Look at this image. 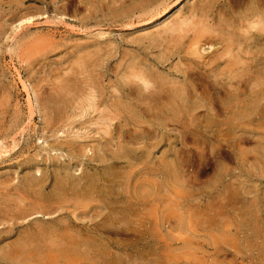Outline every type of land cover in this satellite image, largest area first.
I'll list each match as a JSON object with an SVG mask.
<instances>
[{
    "label": "rangeland",
    "instance_id": "374dc122",
    "mask_svg": "<svg viewBox=\"0 0 264 264\" xmlns=\"http://www.w3.org/2000/svg\"><path fill=\"white\" fill-rule=\"evenodd\" d=\"M263 10L264 0H0V264H264ZM174 20L182 35L167 30Z\"/></svg>",
    "mask_w": 264,
    "mask_h": 264
},
{
    "label": "bare ground",
    "instance_id": "6f19581e",
    "mask_svg": "<svg viewBox=\"0 0 264 264\" xmlns=\"http://www.w3.org/2000/svg\"><path fill=\"white\" fill-rule=\"evenodd\" d=\"M244 5H245V4H244ZM244 5H243V7H244ZM259 5H260V4H259ZM261 5H262V4H261ZM205 6H206V5H205ZM205 6H204V8H206ZM255 6H256V4H255ZM253 7H254V6H253ZM259 7H260V6H259ZM231 9H232V8H231ZM259 9H260V8H259ZM259 9H258V10H259ZM254 10H255V9H254ZM192 11H193V9H192ZM192 11H191V12H192ZM248 11H249V10H248ZM252 11H253V9H252ZM259 11H260V10H259ZM263 11H264V10H263ZM191 12H190V13H191ZM249 12H251V11H249ZM254 12H255V11H254ZM260 12H261V11H260ZM205 13H206V12H205ZM232 13H233V12H232ZM245 13L247 14V12H245ZM257 13H258V12H257ZM261 13H262V12H261ZM199 14H200V12H199ZM206 14H207V13H206ZM206 14H205V15H206ZM218 14H219V13H218ZM197 15H198V14H197ZM249 15H250V14H249ZM257 15H259V14H256L255 16H257ZM206 16H207V15H206ZM208 16H209V15H208ZM223 16H224V15H223ZM223 16H222V18H224ZM191 17H192V16H191ZM195 17H196V15H195ZM225 17H226V16H225ZM241 17H242V16H241ZM177 18H178V17H177ZM200 18H202V17H199V19H200ZM250 18H251V17H250ZM179 19H180V18H179ZM224 19H225V18H224ZM226 19H228V18H226ZM231 19H232V18H231ZM260 19H261V17H260ZM201 20H202V19H201ZM203 20H204V19H203ZM213 20H214V19H213ZM174 21H175V20H174ZM243 21H245V20H243ZM248 21H249V20H248ZM250 21H251V20H250ZM259 21H260V20H259ZM24 22H25V21H24ZM24 22H23V23H24ZM204 22H205V21H204ZM222 22L224 23V21H222ZM232 22H233V20H232ZM232 22H231V23H232ZM214 23H215V22H214ZM226 23H227V22H226ZM229 23H230V22H229ZM169 24H170V22H169ZM182 24H183L182 21H180V23H177L176 21H175V22H172V23L169 25V27H168L167 30H170V31H172V32H175V34H178V33H176V31H177V30H180V27L182 26ZM185 24H187V23H185ZM190 24H191V23H190ZM195 24H196V23H195ZM217 24H218V23H217ZM233 24H234V23H233ZM244 24H245V23H244ZM252 24H253V23H252ZM257 24H258V23H257ZM261 24H262V23H261ZM196 25H198V24H196ZM215 25H216V24H215ZM219 25H220V24H219ZM246 25H247V24H246ZM259 25H260V24H259ZM186 26H188V25H186ZM200 26H201V25H200ZM238 26H239V25H238ZM238 26H237V27H238ZM262 26H264V24H263ZM188 27H189V26H188ZM188 27H187V30H188ZM197 27H198V26H197ZM210 27H211V26H210ZM216 27H217V26H216ZM216 27H215V28H216ZM228 27H230V26H228ZM249 27H250V23H249ZM252 27H254V26L252 25ZM256 27H257V26H256ZM163 28L165 29V27H163ZM163 28H162V29H163ZM199 28H200V27H199ZM199 28L197 29L198 31H199ZM240 28H241V27H239L238 30H239ZM250 28H251V27H250ZM189 29H190V27H189ZM203 29H206V30H207V28H204V27H203ZM229 29H230V28H229ZM235 29H236V28H235ZM255 29H256V28H255ZM261 29H262V28H260V31H261ZM263 29H264V28H263ZM187 30H186V31H187ZM190 30H191V29H190ZM194 30H195V29H194ZM197 30H196V32H198ZM206 30H204L205 33H204V31L202 30L204 34H207V33H208ZM210 30H211V29H210ZM212 30H213V29H212ZM217 30H219V29H217ZM217 30H216V31H217ZM220 30H222V29H220ZM238 30H237V33L240 32V31H238ZM244 30H245V29H244ZM225 31H226V30H225ZM225 31H224V32H225ZM234 31H235V30H234ZM242 31H243V30H242ZM245 31H246V30H245ZM257 31H258V29H257ZM166 32H167V31H166ZM187 32H188V31H187ZM196 32H195V34H197ZM211 32H213V31H211ZM220 32H221V31H220ZM231 32H233V30H232ZM261 32H262V31H261ZM261 32H258V33H261ZM185 33H186V32H185ZM199 33H202V32H199ZM227 33H228V32H227ZM229 33H230V32H229ZM233 33H235V32H233ZM244 33H245V34H243V35H246V32H244ZM161 34H162V33H161ZM164 34H165V33H164ZM170 34H172V33L170 32ZM170 34H169V35H170ZM179 34H180V33H179ZM179 34H178V35H179ZM214 34H215V33H214ZM217 34H218V33H217ZM235 34H236V33H235ZM256 34H257V32H256ZM263 34H264V33H263ZM165 35H168V34H165ZM180 35H182V34H180ZM200 35H201V34H200ZM218 35H220V33H219ZM218 35H217V36H218ZM230 35H231V34H230ZM173 36H174V33H173ZM175 36H176V35H175ZM202 36H203V35H202ZM214 36H215V35H214ZM246 36H247V35H246ZM262 36H263V35H262ZM158 37H159V35H158ZM171 37H172V36H171ZM181 37H183V36H181ZM200 37H201V36H200ZM208 37H209V36H208ZM225 37H226V36H225ZM242 37H243V36H242ZM175 38H176V37H175ZM194 38H196V37H194ZM198 38H199V36L197 35V39H198ZM201 38H202V37H201ZM203 38H206V37H203ZM210 38H211V37H210ZM212 38H213V37H212ZM221 38H222V37H221ZM221 38H220V39H221ZM230 38H232V37H230ZM169 39L171 40L170 37H169ZM176 39H177V38H176ZM183 39H184V38H183ZM183 39H182V40H183ZM197 39H196V41H197ZM206 39H208V38H206ZM226 39H228V37H227ZM245 39H246V38H245ZM249 39H251V38H249ZM173 40L175 41V39H173ZM179 40H180V42H181V39H179ZM179 40H178V42H179ZM192 40H193V39H192ZM194 40H195V39H194ZM203 40H204V39H203ZM203 40H202V41H203ZM228 40H229V39H228ZM247 40H248V39H247ZM165 41H166V40H165ZM198 41H201V40H198ZM198 41H197L196 43H198ZM209 41H210V40H209ZM211 41H212V40H211ZM215 41H216V40H215ZM230 41H231V40H230ZM244 41H245V40H244ZM203 42H204V41H203ZM213 42H214V41H213ZM217 42H218V41H217ZM242 42H243V41H242ZM191 43H192V42H190V44H191ZM205 43H207V40H206ZM209 43H211V42H209ZM221 43H222V42H221ZM227 43H228V42H227ZM231 43H233V42H231ZM182 44H183V43H182ZM198 44H199V43H198ZM178 45H179V44H178ZM205 45H206V44H205ZM205 45H204V46H205ZM224 45H226V44L224 43ZM229 45H230V44H229ZM241 45H242V44H241ZM174 46H175V45H174ZM193 46H194V45H193ZM225 48H226V46H225ZM238 48H239V47H238ZM232 49H233V48H232ZM193 50H194V49H193ZM235 50H236V49H235ZM237 50H238V49H237ZM191 51H192V49H191ZM95 52H96V51H95ZM199 52H200V50H199ZM236 52H237V51H236ZM80 53H81V52H80ZM84 53H86V52H84ZM87 53H88V52H87ZM87 53H86V55H87ZM89 53L92 54L91 52H89ZM93 53H94V52H93ZM191 53H192V52H191ZM240 53H241V52H240ZM246 53H247V51H246ZM246 53H245V54H246ZM257 53H258V52H257ZM81 54H82V53H81ZM224 54H226V53H224ZM238 54H239V53H238ZM247 54H248V53H247ZM82 55H83V54H82ZM82 55H80V59L82 58V57H81ZM88 55H89V54H88ZM88 55H87V56H88ZM229 55L233 56L232 53L229 54ZM239 55H240V54H239ZM239 55H238V56H239ZM249 55H250V54H249ZM77 56H78V55H77ZM84 56H85V55H84ZM87 56H85V57H87ZM217 56H218V54H217ZM236 56H237V55H236ZM246 56H247V55H246ZM88 57H90V55H89ZM92 57H93V56H92ZM75 58H76V57H75ZM75 58L73 59L72 62H75V61H74ZM78 58H79V57H78ZM188 58H189V57H188ZM225 58H226V57H225ZM231 58H232V57H231ZM238 58H239V57H238ZM87 59H88V58H87ZM91 59L94 61V58H91ZM214 59H215V58H214ZM229 59H230V58H229ZM233 59H235V57H234ZM239 59H240V58H239ZM81 60H83V58H82ZM215 60H216V59H215ZM79 61H80V60H79ZM85 61H86V63H85ZM87 61H88V60H85V59H84V61H82V63L84 62L85 64H88ZM89 61H90V58H89ZM97 61H98V60H97ZM225 61H226V60H225ZM228 61H229V60H228ZM234 61H235V60H234ZM246 61H247V60H246ZM241 62H242V60H241ZM76 63H77V62H76ZM91 63H92V61H91ZM215 63H216V62H215ZM215 63H213V64H215ZM219 63H220V62L218 61L217 64H219ZM239 63H240V62H239ZM239 63H238V64H239ZM72 64H73V63H72ZM96 64H97V63H96ZM135 64H137V63L135 62ZM200 64H201V63H200ZM213 64H212V65H213ZM240 64H241V63H240ZM73 65H74V64H73ZM73 65H72V67H73ZM75 65H78V64H75ZM90 65H91V64H90ZM194 65H195V64H194ZM86 66H87V65H86ZM137 66H139V65H137ZM191 66H192V65H191ZM191 66L189 65V67H191ZM195 66H196V65H195ZM203 66H204V65H203ZM210 66H211V64H210ZM245 66H246V65H245ZM75 67H78V66H75ZM80 67L83 68L82 66H80ZM91 67H92V66H91ZM94 67H96V65H94ZM192 67L195 68L194 66H192ZM196 67H197V66H196ZM198 67H199V66H198ZM216 67H217V69H218V66H216ZM225 67H226V66H225ZM225 67H224V68H225ZM228 67H230V66H228ZM237 67H238V66H237ZM239 67H240V66H239ZM262 67H263V66H262ZM78 68H79V67H78ZM78 68H77V70H78ZM193 68H192V69H193ZM211 68H213V67H211ZM214 68H215V67H214ZM214 68H213V69H214ZM219 68H220V67H219ZM224 68H222V69H224ZM242 68H243V67H242ZM192 69H191V70H192ZM197 69H198V68H197ZM197 69H196V70H197ZM213 69H212V70H213ZM235 69H236V68H235ZM240 69H241V68H240ZM263 69H264V68H263ZM79 70H80V68H79ZM81 70H84V69H81ZM89 70H92V69H90V67H89ZM145 70H146V69H145ZM186 70H187V68H186ZM189 70H190V68H189ZM194 70H195V69H194ZM198 70H199V69H198ZM212 70H210V71H212ZM238 70H239V69H238ZM257 70H258V69H257ZM261 70H262V69H261ZM84 71H85V70H84ZM84 71H83V72H84ZM86 71H87V70H86ZM141 71H142V70H141ZM146 71H147V70H146ZM199 71H200V70H199ZM206 71H208V70H206ZM210 71H209V72H210ZM215 71H216V70H215ZM218 71H219V70H218ZM226 71H227V70H225V72H226ZM245 71H246V70H245ZM130 72H131V71H130ZM137 72H138V74L140 73V71H137ZM148 72H149V71H148ZM196 72H197V71H196ZM201 72H202V71H201ZM73 73H74V72H73ZM79 73H80V75H81V72H79ZM88 73H89V72H88ZM143 73H144V71H143ZM143 73H142V74H143ZM150 73H151V72H150ZM152 73H153V72H152ZM152 73H151V74H152ZM188 73H189V71H188ZM194 73H195V72H194ZM215 73H216V72H215ZM215 73H213V74H215ZM221 73H222V72H221ZM241 73H243V72H241ZM253 73H254V72H253ZM71 74H72V72H71ZM90 74H92V71L90 72ZM131 74H132V73H131ZM138 74L135 75V77H137V80H139V79H138ZM148 74H149V73H148ZM189 74H190V73H189ZM197 74H198V73H197ZM204 74H206V73L204 72ZM208 74H209V73H208ZM228 74H230L229 71H228ZM243 74H244V73H243ZM82 75H83V74H82ZM85 75H86V74H85ZM153 75H154V74H153ZM153 75H151V76H153ZM157 75H158V74H156V76H157ZM185 75H186V74H185ZM185 75H184V76H185ZM187 75H188V74H187ZM209 75H210V74H209ZM222 75H223V74H222ZM233 75H234V74H233ZM235 75H236V74H235ZM132 76H133V75H132ZM151 76H150L149 78H152ZM156 76H155V77H156ZM188 76H189V75H188ZM195 76H196V75H195ZM199 76H200V75H199ZM212 76H213V75H212ZM220 76H221V75H220ZM226 76H228L227 73H226ZM226 76H225V78H227ZM88 77H89V79H90L89 74H88V76H87V79H88ZM129 77H130V76H129ZM140 77H141V75H140ZM160 77H161L160 81H163L164 79H162V76H160ZM160 77L158 76V78H160ZM186 77H187V76H186ZM189 77H190V76H189ZM193 77H194V76H193ZM201 77H202V76H201ZM215 77H216V76H215ZM237 77H238V76H237ZM257 77H258V76H257ZM93 78H96V77L93 76ZM93 78H91L92 80H91V79H90V80H91V81H95V80L97 79V78H96V79L93 80ZM143 78H144V77H143ZM163 78H164V77H163ZM197 78H198V77H197ZM210 78H211V77H210ZM225 78L222 79V80H225ZM228 78H230V77H228ZM235 78H236V77H235ZM64 79H65V78H64ZM125 79H126V78H125ZM152 79H153V78H152ZM154 79H155V78H154ZM185 79H186V78H185ZM206 79H208V78H206ZM212 79H213V78H212ZM214 79H215V78H214ZM230 79H231V78H230ZM70 80H71V78H70ZM70 80H69V81H70ZM144 80H145V79H144ZM156 80H157V78H156ZM156 80H155V82H156ZM187 80H188V79H187ZM187 80H186V81H187ZM218 80H220V79H219V76H218ZM226 80H227V79H226ZM233 80H234V79H233ZM248 80H249V79H248ZM62 81H63V80H62ZM91 81L86 82V78H85V82L88 83L89 85H90V82H91ZM186 81H185V83H186ZM198 81H199V80H198ZM215 81H216V80H215ZM95 82L97 83V81H95ZM148 82H149V81H148ZM164 82H165V81H164ZM164 82H162V83L164 84ZM166 82H167V81H166ZM166 82H165V83H166ZM171 82H172V81H171ZM189 82H190V81H189ZM226 82H227V81H226ZM228 82H231V81L228 80ZM236 82H237V81H236ZM236 82H235V83H236ZM239 82H240V81H239ZM68 83H69V82H68ZM92 83H94V82H92ZM92 83H91V84H92ZM136 83H137V82H136ZM153 83H154V82H153ZM182 83H183V82H182ZM182 83H180V84H182ZM185 83H184V84H185ZM218 83H219V82H218ZM218 83L215 84V82H214L215 86L218 85ZM220 83H221V82H220ZM220 83H219V85H220ZM223 83H224V82H223ZM233 83H234V82H233ZM235 83H234V84H235ZM242 83H243V82H242ZM260 83H261V82H260ZM65 84H66V83H65ZM74 84H75V83H74ZM174 84H175V83H174ZM174 84H173V82H172V85H174ZM177 84H179V83H176V84H175V87L177 86ZM214 84H213V87H215ZM254 84H255V83H254ZM60 85H62V84H60ZM60 85H59V88L62 87V86H60ZM66 85H67V84H66ZM89 85H87V86H89ZM95 85H97V84H95ZM127 85H128V84H127ZM127 85H126V86H127ZM160 85H161V84H160ZM182 85H183V84H182ZM187 85H188V84H187ZM221 85H222V84H221ZM226 85H228V84H226ZM232 85H233V84H232ZM238 85H239V84H238ZM243 85H244V84H243ZM249 85H250V84H249ZM251 85H252V84H251ZM85 86H86V85H85ZM153 86H155V85H153ZM162 86H164V85H162ZM166 86H168V83H166ZM223 86H224V85H223ZM235 86H236V85H235ZM239 86H240V85H239ZM245 86H246V85H245ZM254 86H255V85H254ZM68 87H69V86H68ZM74 87H75V86H74ZM76 87H77V86H76ZM90 87H91V85H90ZM96 87H97V86H96ZM144 87H146V86H144ZM164 87H165V86H164ZM182 87H183V86H182ZM182 87H179V86L176 87V88H177V91H178V92L180 91V94H181V92L183 93V91H185V89H183ZM190 87H191V86H190ZM213 87L211 86V88H213ZM216 87H217V86H216ZM228 87H230V86H228ZM250 87H251V86H250ZM252 87H253V86H252ZM261 87H262V86H261ZM80 88H81V87H80ZM80 88H79V89H80ZM88 88H89V87H88ZM92 88L94 89L93 86H92ZM130 88H131V87H130ZM161 88H162V87H161ZM166 88H167V87H166ZM179 88H182L183 91H182L181 89H179ZM194 88H195V85H194ZM208 88H209V85H208ZM211 88H210V91H211ZM217 88H218V87H217ZM217 88H216V89H217ZM233 88H234V86H233ZM242 88H243V87H242ZM69 89H70V88H69ZM69 89L67 88L66 92L73 91L72 88H71L70 91H68ZM83 89L86 90L85 88H82V90H80V91H82L81 93L85 92V91H83ZM156 89H157V87H156ZM174 89H175V88H174ZM188 89H190V88H188ZM192 89H193V88H192ZM221 89H222V88H221ZM221 89H220V90H221ZM228 89H229V88H228ZM228 89H227V90H228ZM230 89H231V88H230ZM230 89H229V90H230ZM249 89H250V88H249ZM255 89H256V88H255ZM259 89H260V88H259ZM62 90H64L63 87H62ZM62 90H61V91H62ZM76 90H77V89H76ZM89 90H90V89H89ZM95 90H96V92H97V89H95ZM95 90H94V92H95ZM166 90H167V89H166ZM168 90H169V88H168ZM175 90H176V89H175ZM175 90H174V91H175ZM227 90H226V91H227ZM231 90H232V89H231ZM236 90H238V89H236ZM263 90H264V89H263ZM55 91H56V89H55ZM58 91H59V90H58ZM74 91H75V90H74ZM91 91H92V90H91ZM130 91H132V90H130ZM136 91H137V90H136ZM177 91H175V93L178 94ZM193 91H194V90H193ZM213 91H214V90H213ZM216 91H217V90H216ZM232 91H233V90H232ZM234 91H235V88H234ZM241 91H242V90H241ZM244 91H245V90H244ZM244 91H243V92H244ZM63 92H64V91H63ZM76 92H78V93L80 94V92H79L78 90H77ZM86 92H87V91H86ZM133 92H134V91H133ZM147 92H148V91H147ZM161 92H162V91H161ZM170 92H171V90H170ZM170 92H169V93H170ZM186 92H187V91H186ZM220 92L222 93V91H220ZM230 92H231V91H229V93H228L226 96L230 95ZM235 92H236V91H235ZM237 92H238V91H237ZM245 92H246V91H245ZM261 92H262V91H261ZM52 93H54V92H52ZM59 93H60V92H59ZM59 93H58V94H59ZM74 93H75V92H74ZM135 93H137V92H135ZM167 93H168V91H167ZM184 93H185V92H184ZM189 93H190V92H189ZM189 93L187 94V96L189 95ZM194 93H195V92H194ZM215 93H216V92H215ZM221 93H220V94H221ZM226 93H227V92H226ZM233 93H234V92H233ZM256 93H257V92H256ZM58 94H55V95H58ZM61 94H62V93H61ZM61 94H60L59 97L62 96ZM64 94H65V93H64ZM72 94H73V92H72ZM72 94H71V95H72ZM85 94H86V93H85ZM95 94H96V93H95ZM95 94H94V96H95ZM148 94H149V93H148ZM163 94H164V93H163ZM163 94H162V95H163ZM177 94H176V95H177ZM222 94H223V93H222ZM243 94H244V93H242V95H243ZM246 94H247V92H246ZM246 94H245V95H246ZM249 94H250V93H249ZM249 94H248V95H249ZM260 94H261V93L258 92V95H260ZM43 95H44V98H45V94H43ZM51 95H52V94H51ZM53 95H54V94H53ZM66 95H67V93H66ZM74 95H76V93H75ZM89 95H92V94L89 93ZM153 95H154V94H153ZM171 95H172V92H171L170 96H171ZM173 95H175V94H173ZM173 95H172V96H173ZM178 95H179V94H178ZM181 95H183V94H181ZM206 95H207V94H206ZM209 95H210V94H209ZM209 95H208V96H209ZM231 95H232V94H231ZM233 95H234V94H233ZM248 95H247V96H248ZM67 96H69V95H67ZM77 96H78V95H77ZM79 96H80V95H79ZM81 96H82V95H81ZM86 96H88V94H87ZM154 96H155V95H154ZM159 96H160V95H159ZM168 96H169V95H168ZM189 96H190V95H189ZM189 96H188V97H189ZM235 96H236V95H234V97H235ZM252 96H253V95H252ZM52 97H53V96H52ZM52 97L50 96L51 99H49V98H48V99H49L50 101H51V100H55L54 98L52 99ZM55 97H56V96H55ZM57 97H58V96H57ZM59 97H58L57 99H59ZM65 97H66V96H65ZM72 97H73V96H72ZM95 97H96V96H95ZM95 97H93L94 99L92 98L93 100L91 99V97H90V99H91L92 101H94V100H95ZM148 97H149V96H148ZM190 97H192V95H191ZM209 97H210V96H209ZM209 97H208V98H209ZM68 98H69V97H67V99H68ZM75 98H77V97H75ZM75 98H74V99H75ZM86 98H87V97H86ZM157 98H158V97H157ZM160 98H162V97H160ZM170 98H171V97H170ZM176 98H177V97H176ZM184 98H185V97H184ZM217 98H218V97H217ZM230 98H231V96H230ZM242 98H243V97H242ZM245 98H246V97H245ZM248 98H249V97H248ZM250 98H251V97H250ZM250 98H249V99H250ZM253 98H254V96H253ZM255 98H256V97H255ZM260 98H261V95H260ZM260 98H259V99H260ZM46 99H47V98H46ZM60 99H61V98H60ZM77 99H78V98H77ZM80 99H81V98H80ZM144 99H145V98H144ZM147 99H148V98H147ZM147 99H146V100H147ZM152 99H153V98H152ZM163 99H164V98H163ZM172 99H173V97H172ZM226 99H228V98H226ZM257 99H258V98H257ZM262 99H263V97H262ZM42 100H43V99H42ZM65 100H66V99H65ZM70 100L72 101L71 98H70ZM84 100H85V98H84ZM149 100H150V99H149ZM179 100H180V99H179ZM198 100H199V99H198ZM209 100H210V99H209ZM220 100H221V99H220ZM231 100H232V99H231ZM235 100H236V97H235ZM238 100H239V99H238ZM240 100H241V99H240ZM250 100L252 101V99H250ZM250 100H248V103H249ZM47 101H48V100H47ZM55 101H56V100H55ZM55 101H54V102H55ZM59 101H60V100H59ZM75 101H76V100H75ZM75 101H74V102H75ZM81 101H82V100H81ZM85 101H86V100H85ZM117 101H118V100H117ZM133 101H134V100H133ZM162 101H163V100H162ZM165 101H166V100H165ZM174 101H175V100H174ZM181 101H182V98H181ZM228 101H229V100H228ZM241 101H242V100H241ZM64 102H65V103H64ZM64 102L62 103V102L60 101L59 103L68 105V104L66 103V101H64ZM78 102H79V101H78ZM147 102H149V101H147ZM151 102H152V101H151ZM151 102H150V103H151ZM168 102H169V101H167V103H168ZM244 102H245V101H244ZM260 102H262V100H260ZM56 103L58 104L57 101H56ZM56 103H55V104H56ZM68 103H69V102H68ZM70 103H71V102H70ZM87 103H89L88 100H87ZM90 103H91V102H90ZM153 103H154V102H152V104H153ZM163 103H164V102H163ZM179 103H180V102H179ZM211 103H212V101H211ZM221 103H222V102H221ZM223 103H224V101H223ZM236 103H237V102H236ZM250 103H251V102H250ZM28 104H29V103H28ZM61 104H58V105H61ZM76 104H77V103H76ZM76 104H75V105H76ZM94 104H95V103H94ZM94 104H93V105H94ZM140 104H141V103H140ZM158 104H159V103H158ZM160 104H161V103H160ZM168 104H169V103H168ZM175 104H176V103H175ZM175 104H174V105H175ZM193 104H194V103H193ZM233 104H234V103H233ZM239 104H240V103H239ZM66 105H65V106H66ZM77 105L79 106L80 103H78ZM77 105H76V106H77ZM87 105H88V104H87ZM89 105H90V104H89ZM150 105H151V104H150ZM255 105H257V104H255ZM255 105H253L254 108H255ZM260 105L263 106L264 104H263V105L260 104ZM71 106H72V105H71ZM78 106H77V107H78ZM91 106H92V105H91ZM154 106H155V105H154ZM168 106H171V105H168ZM181 106H182V105H181ZM198 106H200V105H198ZM202 106H203V105H202ZM224 106H225V104H224ZM226 106H228V104H227ZM240 106H241V104H240ZM248 106H249V105H248ZM248 106H247V107H248ZM261 106H260V108H261ZM66 107H67V106H66ZM68 107H69V105H68ZM79 107H80V109L83 108L82 106H79ZM140 107H141V105H140ZM162 107H163V106H162ZM162 107H160V108L163 109L164 107H163V108H162ZM195 107H196V106H195ZM228 107L230 108V106H228ZM228 107H227V108H228ZM250 107H251V106H250ZM250 107H248V108H250ZM61 108H64V107L61 105ZM71 108H72V107H71ZM154 108H155V107H154ZM170 108H171V107H170ZM176 108H177V107H176ZM182 108H183V107H182ZM192 108H193V107H192ZM225 108H226V107H225ZM227 108L225 109L226 111H229V110L231 109V108H230L229 110H227ZM172 109L174 110L175 108L172 107ZM172 109H171V110H172ZM186 109H187V108H186ZM246 109H247V108H246ZM252 109H253V107H252ZM252 109H250V113H249V115L252 114ZM262 109H263V108H262ZM63 110H64V109H63ZM73 110H74V108H73ZM135 110H136V109H135ZM141 110H142V109H141ZM141 110H140V111H141ZM154 110H155V109H154ZM159 110H160V109H159ZM167 110H168V109H167ZM177 110H178V109H177ZM188 110H189V109H188ZM192 110H193V109H192ZM192 110H191V111H192ZM243 110H244V109H243ZM247 110H249V109H247ZM253 110H254V109H253ZM258 110H259V108H258ZM59 111H60V110H59ZM64 111H65V110H64ZM81 111H82V110H81ZM86 111H87V108H86ZM88 111H89V110H88ZM147 111H148V110H147ZM179 111H180V110H179ZM179 111H178V112H179ZM195 111H196V110H194V112H195ZM226 111H225V112H226ZM230 111H231V110H230ZM261 111H262V110H261ZM261 111H260V112H261ZM61 112H62V110H61ZM119 112H120V111H119ZM119 112H118V113H119ZM148 112H149V111H148ZM181 112H182V111H181ZM183 112H186V111L183 110ZM183 112H182V113H183ZM242 112H243V111H242ZM256 112H258V111L256 110ZM256 112H255V114H256ZM79 113H82V112H79ZM141 113H142V112H141ZM145 113H146V112H145ZM166 113H167V112H166ZM191 113H192V112H191ZM191 113L189 112L190 115H191ZM229 113H231V112H229ZM234 113H235V112H234ZM234 113H233V114H234ZM246 113H247V111H246ZM253 113H254V112H253ZM83 114H84V112H83ZM137 114H138V113H137ZM167 114H168V113H167ZM180 114H181V113H180ZM240 114H241V113H240ZM52 115H53V114H52ZM79 115H81V114H79ZM173 115H174V114H173ZM178 115H179V114H178ZM185 115H186V114H185ZM187 115H188V114H187ZM231 115H232V113H231ZM244 115H245V116H244ZM261 115H264V113L261 114ZM63 116H65V114H63ZM63 116H62V117H63ZM74 116H75V115H74ZM76 116H77V115H76ZM76 116H75V117H76ZM120 116H121V115H120ZM171 116H172V115H171ZM174 116H175V115H174ZM174 116H173V119H175ZM176 116H177V115H176ZM232 116H233V115H232ZM234 116H235V115H234ZM241 116H242V115H241ZM246 116H248V115L243 113V117L246 118ZM254 116H256V115H254ZM259 116H260V115H259ZM80 117H81V116H80ZM185 117H186V116H185ZM236 117H237V116H236ZM250 117H253V115L250 116ZM260 117H262V116H260ZM182 118H183V117H182ZM231 118H233V117H231ZM247 118H248V117H247ZM257 118H258V117H257ZM166 119H167V118H166ZM234 119H235V118H233V120H234ZM252 119H253V118H252ZM233 120H232V121H233ZM257 120H259V119H257ZM260 120H261V119H260ZM240 121H242V120H240ZM240 121H239V122H240ZM262 121H263V120H262ZM222 122H223V121H222ZM233 122H234V121H233ZM250 122H251V121H250ZM255 122H256V121H255ZM208 123H209V122H208ZM227 123H228V122H227ZM227 123H226V121H225L224 124H223V126H224V125L226 126ZM229 123H230V122H229ZM210 124H211V123H210ZM232 124H233V123H232ZM257 124H258V123H257ZM261 124H262V123H261ZM263 124H264V123H263ZM211 125H212V124H211ZM227 125H228V124H227ZM228 126H229V125H228ZM258 126H260V125H257L256 127H258ZM206 127H207V126H206ZM212 127H213V126H212ZM212 127H211V128H212ZM214 127H216V126H214ZM183 128H184V127H183ZM209 128H210V127H209ZM230 128H231V126H230ZM232 128H233V127H232ZM212 129H213V128H212ZM219 129H220V128H219ZM223 129H226V128L223 127ZM223 129H221V131H222ZM238 129H239V128H238ZM242 129H243V127H242ZM249 129H250V127H249ZM252 129H253V128H252ZM254 129H255V128H254ZM254 129H253V130H254ZM186 130H187V129H186ZM214 130H215V129H214ZM214 130H213V131H214ZM232 130L234 131V133L236 132L234 129H232ZM184 131H185V130H184ZM250 131H251V130H250ZM255 131H256V129H255ZM261 131H263V130H261ZM217 132H218V130H217ZM224 132H225V131H224ZM227 132H228V131H227ZM238 132H239V131H238ZM238 132H237V133H238ZM243 132H244V130H243ZM229 133H230V132H229ZM241 134H242V132H241ZM118 151H119V150H118ZM121 153H122V151H121ZM124 154H125V153H124ZM81 155H82V154H81ZM95 157H96V156H94V158H95ZM257 157L261 158L260 156H257ZM145 159H146V158H145ZM261 159H262V158H261ZM94 160H96V159H94ZM97 160H98V159H97ZM146 160H147V159H146ZM92 161H93V160H92ZM260 161H262V160H260ZM93 162H94V161H93ZM166 165H167V164H166ZM164 166H165V165H164ZM166 167H167V170H170V169H168V168H169L168 165H167ZM166 167H165V170H166ZM64 168H65V167H64ZM66 169H67V168H66ZM133 169H134V168H133ZM131 170H132V169H131ZM134 170H135V169H134ZM134 170H133V171H134ZM65 171H66V170H65ZM62 172H63V171H62ZM66 172H67V171H66ZM126 172H127V171H126ZM126 172H125V173H126ZM129 172H130V171H129ZM148 172H149V171H148ZM148 172H147V173H148ZM150 172H152V171H150ZM169 172H170V171H169ZM125 173H124V174H125ZM132 173H133V172L131 171V174H132ZM134 173H135V172H134ZM137 173H138V172H137ZM163 173H164V172H163ZM65 174H67V173H65ZM65 174H64V172H63V175H65ZM148 174H149V173H148ZM150 174H151V173H150ZM167 174H169V173L167 172ZM57 175L60 176L59 174H57ZM127 175H128V173H127ZM127 175H126V176H127ZM37 176H38V175H37ZM65 176H66V175H65ZM65 176H63V178H64ZM69 176H70V175H69ZM104 176H107V177H108V174H106V175H104ZM128 176L131 177V175H128ZM135 176H136V175H135ZM164 176H165V174H164ZM33 177H34V176H33ZM41 177H42V176H41ZM67 177H68V176H67ZM96 177H98V176H96ZM110 177H111V176H110ZM110 177H109V178H110ZM30 178H31V177H30ZM71 178H72V177H71ZM71 178H70V179H71ZM122 178H123V177H122ZM127 178H129V177H127ZM132 178H133V177H132ZM31 179H33V178H31ZM37 179H38V177H37ZM42 179H43V178H42ZM72 179H74V178H72ZM91 179H92V178H91ZM101 179H103V178H101ZM110 179H112V177H111ZM92 180H93V179H92ZM92 180L90 181V183L92 182ZM99 180H100V179H99ZM112 180H113V179H112ZM112 180H111V181H112ZM130 180H131V179H130ZM136 180H137V179H136ZM147 180H148V178H147ZM26 181H27V180H26ZM28 181H29V180H28ZM28 181H27V182H28ZM30 181H31V180H30ZM32 181H33V180H32ZM40 181H41V180H40ZM56 181H57V180H56ZM56 181H55V182H56ZM65 181H66V179H65ZM78 181H79V179H78ZM101 181H102V180H101ZM109 181H110V180H109ZM124 181H125V179H124ZM134 181H135V180H134ZM145 181H146V180H145ZM149 181H150V180H149ZM35 182H36V181H35ZM38 182H39V181H38ZM58 182H59V181H58ZM68 182H69V181H68ZM76 182H77V181H76ZM105 182H106V181H105ZM112 182H113V181H112ZM118 182H119V181H117V183H118ZM125 182H126V181H125ZM131 182H132V180H131ZM141 182H142V181H141ZM69 183H70V182H69ZM109 183H110V182H109ZM115 183H116V181H115ZM117 183H116V184H117ZM149 183H150V182H149ZM25 184H26V183H25ZM30 184H31V183H30ZM60 184H62V183H60ZM73 184H75V182H73ZM92 184H93V183H92ZM95 184H96V183H95ZM123 184H124V183H123ZM123 184L121 183L120 185H123ZM127 184H128V183H127ZM129 184H130V183H129ZM138 184H139V183H138ZM138 184H136V185L138 186ZM143 184H144V183H143ZM147 184H148V183H147ZM151 184H152V183H151ZM34 185H35V184H34ZM41 185H42V184H41ZM54 185H55V184H54ZM69 185H70V184H69ZM89 185H90V184H89ZM133 185H134V184H133ZM58 186H59V185H58ZM60 186H61V185H60ZM66 186H67V185H66ZM66 186H65V187H66ZM72 186H73V185H72ZM92 186H93V185H92ZM94 186H95V185H94ZM118 186H119V183H118ZM141 186H142V185H141ZM141 186H140V187H141ZM151 186H152V185H151ZM27 187H28V186H27ZM75 187H76V186H75ZM88 187H89V186H88ZM88 187H87V188H88ZM96 187H97V185H96ZM142 187H143V186H142ZM43 188H44V187H43ZM61 188H62V187H61ZM101 188H103V187L101 186L100 188H98V189H99V192L102 191V190H100ZM134 188H136V186H135ZM143 188L145 189L144 191H143V189H142V190H139V189H141V188H138V191H140L139 193H141L142 191L147 193L148 190L146 191V189H147L148 187H147V188L143 187ZM164 188H165V187H164ZM29 189H30V188H29ZM98 189H97V190H98ZM105 189H106V187H105ZM130 189H131V187H130ZM55 190H56V189H55ZM74 190H75V189H74ZM85 190H87V189L85 188ZM93 190H94V189H93ZM103 190H104V189H103ZM111 190H112V189H111ZM111 190H110V188H109V191H111ZM120 190H121V189H120ZM127 190H128V189H127ZM132 190H134V189H132ZM135 190H136V189H135ZM135 190H134V191H135ZM60 191H61V190H60ZM60 191H59V192L57 191V193H60ZM62 191H64V190H62ZM62 191H61V193H62ZM68 191H69V190H68ZM90 191H91V190H89V192H90ZM112 191H113V190H112ZM124 191H126V190H124ZM25 192H26V189H25ZM70 192H71V191H70ZM79 192H80V191H78V194H80ZM92 192H93V191H92ZM92 192H90V194H92ZM113 192H114V191H113ZM121 192H122V191H121ZM126 192H127V191H126ZM132 192H133V191H132ZM135 192H136V191H135ZM148 192H149V191H148ZM158 192H159V191H158ZM61 193H60V194H61ZM63 193H64V192H63ZM68 193H69V192H68ZM68 193H67V194H68ZM86 193H87V192H86ZM86 193H85V194H86ZM95 193H96V192H95ZM106 193H107V192H106ZM108 193H109V192H108ZM123 193H124V192H122V194H123ZM129 193H130V192H129ZM133 193H134V192H133ZM136 193H137V192H136ZM139 193H137V194H139ZM155 193H156V192H155ZM35 194H36V193H35ZM54 194H56L55 191H54ZM70 194H72V193H70ZM75 194H77V193H75ZM78 194H77V195H78ZM81 194H82V192H81ZM99 194H100V193H99ZM111 194H112V193H111ZM120 194H121V193H119L117 196H119ZM125 194H126V193H125ZM125 194H124V195H125ZM131 194H132V193H131ZM141 194H143V193H141ZM141 194H139V195H141ZM147 194H149V193H147ZM56 195H58V194H56ZM56 195H55V196H56ZM83 195H84V194H83ZM86 195H88V194H86ZM103 195L108 196V195H110V194H107V195H106L105 193H103ZM135 195H136V194H135ZM75 196H76V195H75ZM75 196H73V197H75ZM90 196H91V195H90ZM121 196H122V195H121ZM125 196H126V195H125ZM128 196H129V195H128ZM128 196H127V197H128ZM130 196H131V195H130ZM143 196H145V195H143ZM143 196H141V197H143ZM39 197H40V196H39ZM73 197H72V198H73ZM78 197H79V196H78ZM81 197H82V195H81ZM83 197H84V196H83ZM83 197H82V198H83ZM96 197H99V196H96ZM132 197H134V195H133ZM136 197H138V196L136 195ZM139 197H140V196H139ZM141 197H140V198H141ZM149 197H150V196H149ZM5 198H6V197H5ZM53 198H54V197H53ZM68 198H69V197H68ZM88 198H89V197H88ZM93 198H95V197H91V199H93ZM99 198H102V197L100 196ZM103 198H107V197H104V196H103ZM103 198H102V199H103ZM118 198H119V197H118ZM120 198H121V197H120ZM128 198H129V197H128ZM134 198H135V197H134ZM134 198H133V200H134ZM140 198H139V199H140ZM147 198H148V197H147ZM44 199H45V198H44ZM58 199H59V198H58ZM86 199H87V198H86ZM89 199H90V198H89ZM96 199H98V198H96ZM115 199H116V198H115ZM126 199H127V198H126ZM141 199L143 200V198H141ZM141 199L138 200V202L141 201V203H142V200H141ZM110 200H111V199H110ZM117 200H118V199H117ZM130 200H131V199H130ZM135 200H137V199H135ZM144 200H146V196L144 197ZM144 200H143V201H144ZM17 201H18V200H17ZM31 201L33 202V200H31ZM101 201H102V200H101ZM108 201H109V200H108ZM34 202H35V201H34ZM41 202H42V200H41ZM50 202H51V201H50ZM52 202H54V201H52ZM56 202H58V201H56ZM74 202H75V201H74ZM94 202H95V201H94ZM97 202H98V200H97ZM99 202H100V201H99ZM114 202H115V200H114L113 202H111L110 205L113 206L112 203H114ZM118 202H119V201H117V203H118ZM138 202H137V203H138ZM149 202H150V201H149ZM35 203H36V202H35ZM60 203L62 204V202H60ZM109 203H110V202H109ZM129 203H131V202H129ZM135 203H136V202H135ZM144 203H146V202L144 201ZM144 203H143V204H144ZM16 204H17V203H16ZM23 204H24V202H23ZM30 204H31V203H30ZM36 204H38V206H41V205H39V203H36ZM52 204H53V203H52ZM104 204H105V203H104ZM139 204H140V203H139ZM139 204H138V205H139ZM150 204H151V203H150ZM21 205H22V204H21ZM27 205H28V204H27ZM76 205H77V204H76ZM106 205H107V204H106ZM114 205H116V203H114ZM132 205H133V204H132ZM135 205H136V204H135ZM140 205H141V204H140ZM140 205H139V206H140ZM50 206H51V205H50ZM100 206H101V205H100ZM111 206H110V208H111ZM136 206H137V205H136ZM136 206H135V207H136ZM139 206H138V207H139ZM147 206H148V205H147ZM25 207H26V206H25ZM28 207H29V206H28ZM28 207H27V208H28ZM88 207H91V206H88ZM94 207H95V206H94ZM107 207H109V205H108ZM114 207H115V206H114ZM129 207H130V206H129ZM138 207H137V208H138ZM4 208H5V207H4ZM10 208H11V207H10ZM10 208H9V209H10ZM12 208H13V207H12ZM29 208H30V207H29ZM36 208H37V207H36ZM57 208H58V207H57ZM77 208H78V207H77ZM79 208H80V207H79ZM81 208H82V207H81ZM142 208H143V207H142ZM150 208H151V207H150ZM150 208H149V209H150ZM13 209H14V208H13ZM89 209H90V208H89ZM108 209H109V208H108ZM143 209H144V208H143ZM145 209H146V208H145ZM20 210H21V209H20ZM32 210H33V209H32ZM48 210H49V209H48ZM110 210H111V209H110ZM110 210H109V212H110ZM115 210L117 211V209H115ZM127 210H128V209H127ZM127 210H126V211H127ZM133 210H134V209H133ZM140 210H141V209H140ZM150 210H151V209H150ZM256 210H257V209H256ZM34 211H35V208H34ZM36 211H37V210H36ZM53 211H54V210H53ZM58 211H59V210H58ZM134 211H135V210H134ZM134 211H133V212H134ZM136 211H137V210H136ZM26 212H27V211H26ZM29 212H30V211H29ZM37 212H38V211H37ZM48 212H49V211H48ZM50 212H51V211H50ZM55 212H56V211H55ZM112 212H113V211H112ZM129 212H130V211H129ZM133 212H132V213H133ZM140 212H141V211H140ZM146 212H147V211H146ZM149 212H150V211H149ZM38 213H39V212H38ZM110 213H111V212H110ZM132 213H131V214H132ZM156 213H157V212H156ZM16 214H17V213H16ZM18 214H19V213H18ZM18 214H17V215H18ZM22 214H23V213H22ZM22 214H21V215H22ZM40 214H41V212H40ZM43 214H44V213H43ZM55 214H56V213H54V215H55ZM57 214H58V213H57ZM133 214H135V212H134ZM4 215H5V214H4ZM38 215H39V214H38ZM24 216H25V215H24ZM36 216H37V215H36ZM46 216H47V215H46ZM50 216H51V215H50ZM55 216H57V215H55ZM55 216H54V217H55ZM69 216H70V215H69ZM8 217H9V216H8ZM30 217H32V216H30ZM34 217H35V216H34ZM70 217H71V216H70ZM19 218H20V217H19ZM44 218H46V217H44ZM48 218H49V217H48ZM52 218H53V217H52ZM67 218H69V217H67ZM67 218H66V219H67ZM16 219H17V218H16ZM51 220H52V219H51ZM69 220H70V219H69ZM45 221H46V220H45ZM45 221H44V222H45ZM55 222H56V221H55ZM71 222H72V221H71ZM39 223H40V222H39ZM51 223L54 224L53 222H51ZM57 224L60 225V223H57ZM61 224H62V223H61ZM67 224H68V223H67ZM103 224H104V223H103ZM45 225H46V224H45ZM47 225H48V224H47ZM71 225H72V224H71ZM75 225H76V224H75ZM105 225H106V224H105ZM42 226H43V225H42ZM45 227H46V226H45ZM38 228H39V227H38ZM53 228H54V227H53ZM63 228H64V227H63ZM42 229H43V228H42ZM46 229H47V228H46ZM46 229H45V230H46ZM64 229H65V228H64ZM34 231H35V230H34ZM50 231H52V228H51ZM55 231H57V230H55ZM261 231H262V230H261ZM38 232H39V231H38ZM41 232H42V231H41ZM41 232H40V233H41ZM52 232H53V231H52ZM40 233H39V234H40ZM66 233H67V232H66ZM258 233H259V231H258ZM46 234H47V233H46ZM49 234H50V233H49ZM55 234H56V233H55ZM55 234H53V235H55ZM71 234H72V233H71ZM74 234H75V233H74ZM34 235H35V234H34ZM57 235H58V234H57ZM61 235H62V234H61ZM30 236H31V235H30ZM42 236H43V235H42ZM48 236H49V235H48ZM75 236H76V235H75ZM28 237H29V236H28ZM50 237H51V236H50ZM54 237H55V236H54ZM62 237H63V235H62ZM71 237H72V236H71ZM30 238H31V237H30ZM75 238H76V237H75ZM75 238H74V239H75ZM37 239L39 240L38 237H37ZM40 239H41V238H40ZM49 239H50V238H49ZM54 239H55V238H54ZM54 239H52V240H54ZM81 239H82V238H81ZM87 239H88V238H87ZM52 240H51V241H52ZM57 240H59V239H57ZM71 240H73V239L71 238ZM76 240H77V243H78V242H79L78 239H76ZM20 241H21V240H20ZM25 241H26V239H25ZM49 241H50V240H49ZM54 241H55V240H54ZM69 241H70V240H69ZM84 241H86V239H85ZM63 242H64V241H63ZM65 242H66V241H65ZM72 242H73V241H72ZM11 243H12V242H11ZM30 243H31V242H30ZM47 243H48V242H47ZM75 243H76V242H75ZM80 243H81V241H80ZM51 244H52V242H51ZM51 244H49V246H50ZM59 244H60V243H59ZM12 245H13V244H12ZM39 245H40V244H39ZM71 245H72V244H70V245L68 246V248L71 247ZM76 245H77V244H76ZM78 245H79V244H78ZM78 245H77V247H78ZM82 245H83V243H82ZM30 246H31V245H30ZM58 246H59V245H58ZM58 246H57V247H58ZM73 246H74V244H73ZM73 246H72V247H73ZM80 246H81V245H80ZM14 247H15V246H14ZM27 247H28V244H27ZM84 247H85V246H84ZM7 248H8V247H7ZM12 248H13V246H12ZM61 248H62V246H61ZM73 248H74V247H73ZM79 248H80V247H79ZM9 249H10V248H9ZM14 249H15V248H14ZM52 249H53V248H52ZM5 250H6V249H5ZM5 250H4V251H5ZM18 250H19V249H18ZM6 251H7V250H6ZM9 251H10V250H9ZM28 251H29V250H28ZM71 251H74V250L72 249ZM77 251H78V250H77ZM11 252H12V251H11ZM11 252H10V253H11ZM22 252H25V251L22 250ZM3 253H4V252H3ZM13 253H14V252H13ZM27 253H28V252H27ZM34 253H35V251H34ZM41 253H42V252H41ZM64 253H65V252H64ZM83 253H84V252H83ZM0 254H1V253H0ZM15 254H16V253H15ZM37 254H38V253H37ZM2 255H3V254H2ZM11 255H13V254L11 253ZM19 255H20V254H19ZM26 255H27V254H26ZM32 255H34V254H32ZM38 255H39V254H38ZM38 255H37V257H38ZM64 255H65V254H64ZM73 255H74V253H73ZM73 255H72V256H73ZM76 255H77V254H76ZM84 255H85V254H84ZM65 256H66V255H65ZM78 256H79V255H78ZM22 257H23V256H21V258H22ZM29 257H30V256H29ZM39 257H41V256L39 255ZM39 257H38V259H39ZM43 257H45V255H44ZM24 258H25V257H24ZM26 258H28V257L26 256ZM33 258H34V257H33ZM35 258H36V257H35ZM71 258H72V257H71ZM19 259H20V258H19ZM30 259H31V258H30ZM49 259H50V258H49ZM78 259H79V258H78ZM11 260H12V259H11ZM42 260H43V259H42Z\"/></svg>",
    "mask_w": 264,
    "mask_h": 264
}]
</instances>
